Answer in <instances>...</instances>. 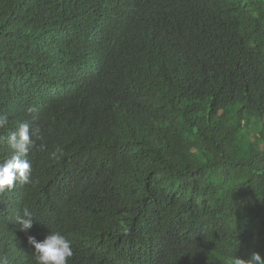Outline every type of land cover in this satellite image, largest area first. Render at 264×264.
Listing matches in <instances>:
<instances>
[{"label":"trees","instance_id":"trees-1","mask_svg":"<svg viewBox=\"0 0 264 264\" xmlns=\"http://www.w3.org/2000/svg\"><path fill=\"white\" fill-rule=\"evenodd\" d=\"M0 117V161L39 128L5 264L53 231L68 264L264 258V0H0Z\"/></svg>","mask_w":264,"mask_h":264},{"label":"clouds","instance_id":"clouds-1","mask_svg":"<svg viewBox=\"0 0 264 264\" xmlns=\"http://www.w3.org/2000/svg\"><path fill=\"white\" fill-rule=\"evenodd\" d=\"M7 124V119L0 117V129ZM39 133L38 127H30L28 123H18L15 131L6 137L11 155L0 161V193L12 191L17 183L27 184L32 175V164L27 156L36 144L33 136ZM32 214L26 209L23 215L15 218L20 231H27L33 225ZM27 243L32 247L35 264H68L73 256L71 241L59 232H48L42 240L34 236L27 237ZM0 264L5 262L0 259ZM232 264H264V258L258 252H252L248 259L233 257Z\"/></svg>","mask_w":264,"mask_h":264}]
</instances>
